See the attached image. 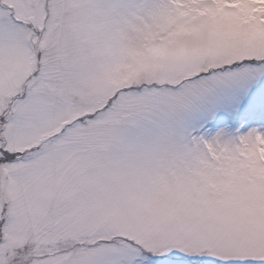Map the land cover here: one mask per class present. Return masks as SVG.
I'll return each instance as SVG.
<instances>
[{"label":"snow or ice","instance_id":"6c2138e0","mask_svg":"<svg viewBox=\"0 0 264 264\" xmlns=\"http://www.w3.org/2000/svg\"><path fill=\"white\" fill-rule=\"evenodd\" d=\"M0 264H264V0H0Z\"/></svg>","mask_w":264,"mask_h":264}]
</instances>
